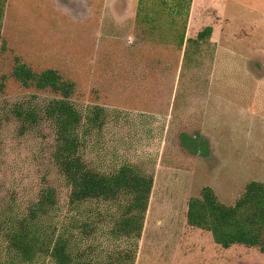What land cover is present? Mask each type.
I'll return each instance as SVG.
<instances>
[{
  "label": "rangeland",
  "instance_id": "1",
  "mask_svg": "<svg viewBox=\"0 0 264 264\" xmlns=\"http://www.w3.org/2000/svg\"><path fill=\"white\" fill-rule=\"evenodd\" d=\"M1 2L0 211L10 204L25 209L52 185L57 215L67 218L68 189L50 158L51 123L41 118L23 129L12 112L20 102L40 108L53 93L15 80L19 58L75 83L71 101L83 116L89 165L108 172L130 163L153 175L130 264H264L257 248H221L185 217L189 198L204 186L231 204L247 182H264V0H192L185 38L206 25L212 33L190 60L185 42L179 48L168 32L182 23L179 15L176 25L169 20L176 15L172 0ZM145 12L155 17V29L142 21ZM94 107L101 110L98 128L87 121ZM195 132L208 141L206 154L185 146L181 134ZM95 208L84 209L93 228L77 232L80 248L96 258L127 248L129 241L112 237L107 216ZM4 258L0 236V264Z\"/></svg>",
  "mask_w": 264,
  "mask_h": 264
},
{
  "label": "trees",
  "instance_id": "2",
  "mask_svg": "<svg viewBox=\"0 0 264 264\" xmlns=\"http://www.w3.org/2000/svg\"><path fill=\"white\" fill-rule=\"evenodd\" d=\"M191 1L172 0L171 9L176 15L169 16L173 25H176L177 15L182 20L181 28L175 26L168 32L179 48L185 42L183 56L186 60L192 59L212 33V27L206 25L195 37L185 38ZM1 15L0 0V18ZM143 18L142 21L151 25V30L155 29L156 26L150 24L155 17L145 12ZM2 48L3 44H0V51ZM11 74L26 88L53 93L40 108L32 102H20L14 105L12 112L23 129L33 127L41 118L51 123L50 158L68 189L67 218L57 215L60 205L52 185H46L25 209L7 205L0 211V236L5 247L2 264H36L40 258H47L52 264H130L141 237L153 175L130 163H123L108 172L87 163L82 153L83 116L71 101L75 88L72 80L64 78L56 69L36 71L19 58H15ZM2 88L0 82V90ZM87 121L92 127H100L101 110L94 107ZM181 137L194 153L208 152V141L200 133H182ZM92 205H96L95 213L101 219L107 216L112 237L129 241L127 248L100 258L87 256L80 248L75 238L78 231L88 234L92 230L91 221L82 216L84 209ZM100 206H108V210L103 213ZM185 217L189 226L208 231L213 242L221 248L244 246L264 253V182H247L231 204L221 202L211 187L204 186L199 196L189 198Z\"/></svg>",
  "mask_w": 264,
  "mask_h": 264
}]
</instances>
